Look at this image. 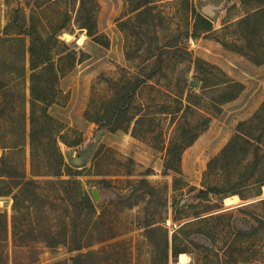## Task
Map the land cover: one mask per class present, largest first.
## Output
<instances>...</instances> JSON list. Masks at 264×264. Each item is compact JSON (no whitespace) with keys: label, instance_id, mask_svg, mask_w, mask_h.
<instances>
[{"label":"rangeland","instance_id":"obj_1","mask_svg":"<svg viewBox=\"0 0 264 264\" xmlns=\"http://www.w3.org/2000/svg\"><path fill=\"white\" fill-rule=\"evenodd\" d=\"M154 3L156 7L150 13L135 19L130 0H95L94 16L88 22L96 34L90 36L81 27L85 18L77 17L79 0H0V35L17 8L26 15L32 11L39 14L40 24L46 29L49 21L60 22L68 13L66 28L57 32L61 42L58 49L66 54L60 62L61 93L48 111L65 125L69 140L74 138L72 129L82 133L78 146L69 147L61 141L58 145L65 161L82 170L77 178L100 213L99 222L86 237L88 246L80 250H71L66 242L48 247L42 241L32 240L30 226L21 225L25 239L15 258L10 234L12 199L0 195V212H6L9 223L7 247L1 245L0 251L2 248L8 251L10 263L13 259L24 262L33 250L37 260L30 264H73L74 256L93 250L80 264H151L154 255L157 264H161L163 228H167L170 241L177 223L192 218L193 211L215 213L220 211L219 207L221 210L234 207L230 215L204 222L203 234H195L196 226L186 230L185 253L189 258L183 264H264V205L258 202L264 198V185L259 195L251 188L243 191L246 198L236 194L238 199L232 204H226L225 198L213 197L195 208L189 207L198 201L192 197L191 187H201L207 162L230 139L237 123L250 118L264 99V62L256 64L219 41L247 45L235 23L257 7L256 2L155 0ZM208 3L221 4L211 16L204 14L212 22V31L192 38L191 8L201 12ZM262 39L257 36L256 40ZM176 45L185 47L193 58L200 57L218 66L241 82L243 90L235 99L219 104L220 85L211 83L203 88L193 62H178L173 55L171 50ZM137 76L145 81L136 91L131 112L146 115L150 120L137 126L134 133L132 121L126 129L110 131L99 129L85 118L88 103L112 96L122 82ZM187 96L190 107L184 109ZM163 108L165 112L160 111ZM202 115L211 117L200 130L204 123ZM176 128L190 129L185 137L199 132L181 153L179 174L164 169L167 147ZM2 152L0 147V156ZM28 154L26 149L27 177L45 178L29 174ZM76 157L79 160L74 163ZM44 169L40 166L41 171ZM175 175L182 181L176 189L172 182ZM93 189L97 191V200L93 198ZM68 191L69 196L76 195L73 190ZM41 192L52 202L48 207L52 223L41 221L42 225L59 232L57 220L65 206L56 198L60 192L65 194V189L44 187ZM237 206L245 209L238 210ZM177 208L181 211L176 212ZM176 214L179 220L174 221ZM77 228L79 232L84 230L82 220L77 222ZM239 231L247 234L242 233L240 241L231 246ZM168 264L181 263L178 256L174 260L169 254Z\"/></svg>","mask_w":264,"mask_h":264},{"label":"trees","instance_id":"obj_2","mask_svg":"<svg viewBox=\"0 0 264 264\" xmlns=\"http://www.w3.org/2000/svg\"><path fill=\"white\" fill-rule=\"evenodd\" d=\"M130 1L131 12H134L135 19L144 13H150L156 7L155 0ZM240 1L244 4L256 2L257 5L250 13L238 18L235 23L247 39V45L240 46L227 40L219 41L224 47L235 50L259 64L264 62V39L260 42L256 39L257 36L264 38V0ZM94 12L95 0H79L77 17L79 20L85 18L81 22V27L85 28L90 36L96 34L88 22L93 18ZM191 14L193 24L190 37L197 38L203 33L212 31V22L203 13L193 7ZM40 23L39 14L32 11L26 15L23 9L17 8L9 17L3 35H0V147L3 151L0 156V195L10 196L12 199L10 234L15 258L16 253L20 252L21 242L25 239L22 226H30L32 240L42 241L48 247L66 242L71 250H80L88 246L86 237L91 235L90 231L100 218L95 202L77 178L82 170L74 169L65 161L58 145L61 141L69 147L78 146L82 141V133L72 129L74 138L69 140L65 125L48 111V107L61 93L59 77L63 74V70L60 62L66 54L58 49L61 42L57 38V32L66 28L68 13H65L60 22L49 21L48 29ZM171 51L178 57V62L185 60L193 62L203 88L211 83L220 85L219 104L235 99L243 90L244 85L241 82L228 76L215 64L200 57L193 58L185 47L176 45ZM144 81V78L139 76L127 79L120 84V88L112 96L97 102L91 101L84 111L85 118L96 124L99 129L110 131L126 129L132 121L134 133L137 126L149 119L146 115L137 116L131 112L136 91ZM185 100L187 104L184 109H189L188 96ZM160 111L165 112V108ZM202 117L204 123L200 130L207 126L211 116L202 115ZM177 128L167 147L164 169H172L179 174L181 153L193 143L199 132H192L185 137V134L190 133L191 130ZM26 149L29 151V174L45 178L27 177ZM42 165L45 169L41 171ZM63 175L67 177L64 178ZM172 182L175 189L182 183L177 175L173 177ZM263 185L264 99L250 118L237 123L230 139L219 153L207 162L201 187H191V190H194L192 197L198 201L190 204L189 207L195 208L213 197L222 199L238 194L240 198H246L243 191L249 188L259 195ZM44 187H51L55 191H59L60 188L65 189V194L60 192V196L56 198L65 206V211L57 220L60 231L56 233L41 222L52 223L48 213V207L52 202L48 196L42 194ZM68 190L71 192L73 190L76 195L69 196ZM75 198L78 200L77 203L73 200ZM258 202L264 205V198ZM237 207L238 210L245 209L242 206ZM219 208L220 211L217 210L218 212L215 213L193 211L192 218L177 223L170 241L167 228H163L161 264H168L169 254L176 260L179 253L187 251V229L196 226L195 234H203L204 222L230 215L232 213L230 210L234 207L225 210ZM175 211L181 210L177 208ZM80 220L84 224V230L81 229V232L77 228V222ZM176 220H179L178 214L175 215L174 221ZM242 233L246 232L239 231L234 235L231 246L240 241L239 237ZM8 234L7 214L0 212V246L7 247ZM7 252L1 249L0 264H30L37 260V254L32 250L29 255L27 254L24 262L13 259L10 263ZM92 253L93 250H88L77 254L72 258L73 264H80L83 258ZM217 258L219 260L218 255ZM151 264H157V255L153 256Z\"/></svg>","mask_w":264,"mask_h":264},{"label":"water","instance_id":"obj_3","mask_svg":"<svg viewBox=\"0 0 264 264\" xmlns=\"http://www.w3.org/2000/svg\"><path fill=\"white\" fill-rule=\"evenodd\" d=\"M220 6H221V4H219L218 6H215L214 4L208 3V4H205L204 6H202L201 12L203 14H205L206 16H211V14L214 13V10L218 9ZM78 160H79V158H77V157L74 158V163L78 162ZM92 194H93V198L95 200H97L98 199V194H97L96 189L92 190Z\"/></svg>","mask_w":264,"mask_h":264},{"label":"bare ground","instance_id":"obj_4","mask_svg":"<svg viewBox=\"0 0 264 264\" xmlns=\"http://www.w3.org/2000/svg\"><path fill=\"white\" fill-rule=\"evenodd\" d=\"M79 41H81V38L79 39ZM237 199H238L237 195H229L224 199V202L226 204H232L236 202ZM178 258H179V262L183 264L186 260H188L189 256L185 252H181L178 254Z\"/></svg>","mask_w":264,"mask_h":264}]
</instances>
